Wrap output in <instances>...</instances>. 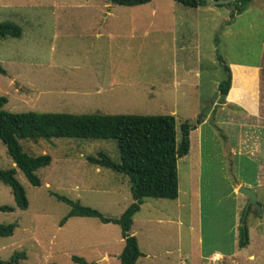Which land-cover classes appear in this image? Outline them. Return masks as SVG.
I'll return each mask as SVG.
<instances>
[{
  "label": "rangeland",
  "instance_id": "rangeland-1",
  "mask_svg": "<svg viewBox=\"0 0 264 264\" xmlns=\"http://www.w3.org/2000/svg\"><path fill=\"white\" fill-rule=\"evenodd\" d=\"M210 7L211 13L172 0H151L133 8L108 0H0V23L20 29L18 38H0V67L5 72L0 75V97L6 99L0 110L171 115L177 138L179 125L189 123L196 128L189 132L190 150L176 162L178 201L187 206L181 209L186 224L179 248L192 264H202L214 253L222 256L214 264H264V0ZM236 8L242 10L238 16ZM104 10L116 12L124 33L127 12L134 13L131 39L94 38ZM230 61L261 66L258 118L231 106L223 108L219 102L217 85ZM198 117L204 122L196 125ZM18 144L24 154H45L50 162L35 171L39 186L33 187L0 143V170H14L27 200L25 210L15 208L9 188L0 182V206L13 208L0 212V224L14 225L11 236L0 238L1 264H74L72 256L87 263L119 264V228L79 217L59 226L69 207L51 196L117 218L131 202L127 178L86 161L102 153L118 162L115 142L52 138L23 139ZM231 148L234 153L228 154ZM197 157L199 195L192 198L187 190L188 166ZM239 184L255 195L259 209L250 205L245 211L247 198L236 193ZM143 201L131 228L140 250L175 255L174 203ZM157 218L170 222L159 225ZM139 219L147 222L140 224ZM245 237L247 243L240 247ZM13 253L22 257L11 263Z\"/></svg>",
  "mask_w": 264,
  "mask_h": 264
},
{
  "label": "trees",
  "instance_id": "trees-1",
  "mask_svg": "<svg viewBox=\"0 0 264 264\" xmlns=\"http://www.w3.org/2000/svg\"><path fill=\"white\" fill-rule=\"evenodd\" d=\"M110 4L134 7L149 3L151 0H108ZM185 8L195 9L206 5V0H172ZM248 0H237L234 4ZM230 4V3H228ZM236 8L235 12H241ZM20 37V29L9 23H0V38ZM225 78L217 85L220 101L223 102L230 84L228 68H223ZM0 67V75H4ZM6 99L0 97V109ZM198 117L196 125L202 122ZM194 127L187 122L179 125V138L175 132V119L166 116L135 115H71L61 113H8L0 110V143L5 147L14 168L18 169L28 183L39 186L35 171L48 166L50 158L45 155L28 156L24 154L18 140L30 139H91L113 140L116 144L118 162H112L105 154L96 158L86 157V161L96 167L106 168L127 178L130 204L117 218H107L98 211L63 196L51 194L55 200L69 207L68 212L59 221V226L70 217L93 218L101 224H114L119 228L123 241L117 255L119 264H135L140 256L136 239L130 234L134 215L139 211L144 199L175 200L177 197L176 162L187 155L189 150L188 135ZM0 182L7 186L12 195L14 207L19 210L27 208V200L22 187L14 178V170H0ZM12 207L0 206V212H11ZM14 225L0 224V238L12 235ZM244 229H241V238ZM246 237L239 242L243 247ZM22 257V253H13L10 262ZM74 264L87 263L82 258L72 256ZM1 264V262H0Z\"/></svg>",
  "mask_w": 264,
  "mask_h": 264
},
{
  "label": "crops",
  "instance_id": "crops-1",
  "mask_svg": "<svg viewBox=\"0 0 264 264\" xmlns=\"http://www.w3.org/2000/svg\"><path fill=\"white\" fill-rule=\"evenodd\" d=\"M139 6H141V5H139ZM210 6H214V5L206 4L204 6H199V7L205 8L206 12L211 13L212 9ZM134 7H137V6H134ZM199 7H197V8H199ZM128 8H133V7H128ZM127 13H128V21H127V23H128L127 24L128 25L127 31L128 32L124 33V32H122V29H121L122 25L120 26L117 23L118 21H117L116 12H114L112 10L101 11L100 12L101 16H99V22L97 23V28H96L97 30L94 33V38L96 40H98L100 38H105L107 41H110V42H112L113 40L120 41L123 38L131 39L132 34L135 31V29H133V25H132L133 22H132V16H131L134 13L132 11L131 12L129 11ZM240 13L241 12H239V13L234 12V15L238 16V15H240ZM149 14L151 15V17H154L155 16V10H151ZM150 25H151V23H148V26H150ZM108 48L111 51L110 46ZM226 67L228 68L229 73H230V84H229V88L227 90V93L225 95L223 102L221 103V101L219 99L221 106L223 108L229 107V106L237 108L239 110H242L248 116L257 117V118L259 116H261L260 115L261 111H262V103H261V72H262V69H261V66L258 64H256V65L248 64V63H245L242 61H230L227 63ZM173 68H174V66H173ZM186 72L188 73V72H192V71L189 69H186ZM193 73H194L195 77L198 76V71L195 70V71H193ZM197 87L198 86H196V88ZM203 122H204V120L200 124H202ZM194 129H196V128H194ZM188 139H189V135H188ZM189 150H190V141H189ZM189 150H188V152H189ZM228 151H229L228 154L234 153L232 148ZM187 155H188V153H187ZM261 156H263V158H264V151L261 152ZM198 160L199 159L197 157L195 160L190 161L189 166H188V175H187V177H188V189L187 190H188V194L192 198H195L199 195L198 188H197V181H196L197 176L200 172ZM263 165H264V160L262 161V166ZM239 186H240V184H239ZM170 201L172 203H174L173 209H175L176 213L178 214L174 217V224L176 226V232H177L176 233V242H175L177 249L174 252L175 255H171L166 251H163L162 253L158 254L157 252H154L152 250H147V252H143L140 250L137 233L133 230L131 231V228H132V224L134 222L135 215L140 212V210L144 204V201H143V203L140 205L139 211L134 215L133 220H132V224L130 227V234L133 235L134 238L136 239L137 247H138V250L140 252V256L136 260L135 264H142L141 263L142 260L147 261V264H192V262H189L190 261L189 255H187L186 253H182L181 249L179 248V246H180V231H181V228L183 227V225L186 224V222H184L182 220L181 209L183 207L186 208L187 206L183 205L181 203V201H178V193H177L176 199L170 200ZM159 206L161 207V209L163 208L162 210H165L164 205H159ZM155 221L159 225H161V224L166 225L167 223L170 222L169 220H165L164 218H157ZM138 222L140 224H145L147 222V220L146 219H141V220L139 219ZM178 231H179V233H178ZM196 240L199 243V239L196 238ZM120 242L123 245V241L121 238H120ZM227 257H232V255H226V258ZM217 258H222V256L218 255L217 253H214L213 255L204 257L202 259V261H203L202 264H214V261L217 260ZM107 259H108V255L107 256L104 255L102 257L103 261H106Z\"/></svg>",
  "mask_w": 264,
  "mask_h": 264
},
{
  "label": "water",
  "instance_id": "water-1",
  "mask_svg": "<svg viewBox=\"0 0 264 264\" xmlns=\"http://www.w3.org/2000/svg\"><path fill=\"white\" fill-rule=\"evenodd\" d=\"M235 1H237V0H206V3L209 5L218 6V5L228 4L231 2H235ZM236 193L247 198L245 211L247 210L248 206H250V205L255 206L257 209H259V207L256 205L255 195L249 189H247L244 186H239L236 189Z\"/></svg>",
  "mask_w": 264,
  "mask_h": 264
}]
</instances>
